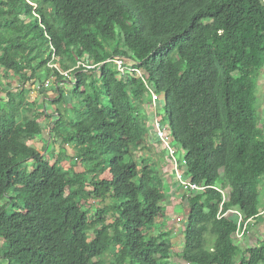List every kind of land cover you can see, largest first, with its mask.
Here are the masks:
<instances>
[{
	"label": "trees",
	"instance_id": "16d2710c",
	"mask_svg": "<svg viewBox=\"0 0 264 264\" xmlns=\"http://www.w3.org/2000/svg\"><path fill=\"white\" fill-rule=\"evenodd\" d=\"M122 59L160 96L185 177L205 188L187 200L181 258L264 264V238L243 250L234 242L236 219L218 218L236 211L242 225H264L259 76L250 69L264 60V0H0V264H168L167 234L153 233L164 209L159 176L133 158L149 132L150 96L140 78L120 75L114 61ZM31 81L47 92L52 81L51 105L65 101L59 83L72 85L80 107L68 122L57 110L50 136L74 140L82 171L51 164L53 151L28 145L47 127L36 121L53 117L44 99L27 103ZM90 201L100 203L95 217L110 223L93 225Z\"/></svg>",
	"mask_w": 264,
	"mask_h": 264
},
{
	"label": "rangeland",
	"instance_id": "374dc122",
	"mask_svg": "<svg viewBox=\"0 0 264 264\" xmlns=\"http://www.w3.org/2000/svg\"><path fill=\"white\" fill-rule=\"evenodd\" d=\"M208 22L209 21H204L202 22V25L207 24ZM250 69H251L252 74L259 76L256 103L258 107L259 128L262 129L264 132V60L261 62L259 70L252 69V68ZM68 79L72 80V75ZM15 80L13 79L12 81H10V83L11 84L17 83V81ZM0 83L1 84L3 83L2 79H0ZM32 84H33V81L27 84L26 89H30L29 97L27 98V103H29V105H32L33 107H36V103H33V100L37 101V104L40 106L38 102L40 101L43 102V99H44L45 101H47V112L48 113L52 112L53 114H55L58 110L63 115L65 122H68V120L72 119L73 117L74 113L73 111H71L72 106H74V108L80 107L79 102L75 104V102L73 101L74 99L71 98L70 96L71 95V85L68 83H63L61 85L62 90L66 94L65 101H62L59 104L54 102V105H50L49 103L51 102L48 101V100L55 101L58 98L57 93L55 92L50 93V91L53 92L52 87L47 92L43 90L41 87L39 88V90L35 89L32 86ZM0 98L1 99L6 98L5 94L1 93V90H0ZM149 104H150V100H149ZM33 112L27 113V117L30 119L35 118V116L38 113H33ZM159 112H160L159 109H154L150 106L146 110H144L143 116L146 118L149 132L143 137L142 141L134 145L136 149L133 152V158L136 164H138L139 170H141L145 165H147L151 169L155 170V172L159 176L160 186L164 193V199L162 203L164 209H163V215L161 218L158 219L157 228H155L153 233L155 235H157L158 233L167 234L168 246L170 248V251L166 257V260L168 261V264H186L184 260L181 258V255L184 250V240H183L184 229L186 226V218L189 212V206H188L187 200L188 198H194L196 196H199L201 193H203V191L190 190L189 192H186L183 190V188H180L176 184L175 181L177 180L172 172V166H171V162L169 158V153L166 147L158 140V137L154 132V129H155L154 121L156 119L162 118V115ZM53 118H52L53 121H50V119L46 120L43 117H41L36 122L40 124H47L46 128H48L50 127V123L56 120V116H54ZM46 139H47V134H45L44 132V135L38 136L31 141H27V143L30 146H34L35 142H37L38 145L36 144L34 147L37 148L38 150H42L44 148V144L42 142H45ZM70 142L71 143L68 146L70 147L71 150L75 151L72 148V145H75L74 140H71ZM174 148L177 149V153H178L177 158L180 161V155L183 156V154L178 150L179 149L178 147H174ZM51 152H52V149H49L46 151V154L50 155ZM55 152H56L55 154L57 155L58 151H55ZM59 157L61 159L64 158L68 161L66 162L59 161V160L57 161L56 158L53 156V158L50 159L49 162L51 164L54 162L55 164L58 163L64 170H68L67 168H69L70 170H74L77 173L83 170L81 166H78V165L75 166V162L73 160L72 154L69 151L66 152V157L63 156V154L60 152ZM178 169H181V172H183L182 174H184V177H185L186 175L185 165ZM102 178L106 180H110L111 176L109 173H106L102 176ZM185 180L189 182V180H187L186 177H185ZM218 185L219 184H217V186L215 187L216 189H220ZM222 194H223L224 200L228 198V190H223ZM4 202L5 200H0V205L4 204ZM72 204L76 207L75 202L72 201ZM99 204L100 203L90 201L87 207L88 209L91 210L89 217L92 219L91 221L93 222V225L101 221H106L110 223L111 221H110L109 216H101L97 218L95 217V214H97L99 210ZM258 204H259L258 206L260 209L264 208V181L260 189ZM226 216L227 217L232 216L233 218L236 219V221L238 220V216L235 215V212L229 211ZM260 221H264V217H262ZM262 230L264 229H261V227L257 226V224H255L254 222L250 223L247 226V230L244 236L241 237V232H240L238 235L234 237V242L237 246L245 250L253 243L252 242L253 237H259V239L262 240L263 236H259L263 232ZM88 237L89 238L93 237L92 230L89 233ZM212 243H213V239L209 236H206V248H209L212 245ZM104 259L108 263L112 262V255L108 252L105 255Z\"/></svg>",
	"mask_w": 264,
	"mask_h": 264
},
{
	"label": "built area",
	"instance_id": "2783aa9c",
	"mask_svg": "<svg viewBox=\"0 0 264 264\" xmlns=\"http://www.w3.org/2000/svg\"><path fill=\"white\" fill-rule=\"evenodd\" d=\"M114 65L116 66V69L119 71V73L122 77L125 76L127 73H130V74H134L135 76L140 78L142 80V82L144 83L145 88H146V90L150 96V107H152L154 109H159V110L161 109V106L163 105V101L161 100L160 96H158L155 92H153V90L147 85L145 74L140 69L136 68L134 66V63L131 60H127V59L116 60V61H114ZM83 67L87 68V69L93 68L92 66H84V65H83ZM61 74L64 76L67 75L66 73H61ZM50 85H51V83L48 82L46 87L49 88ZM154 128H155L154 132L157 135L158 140L166 147V149L169 153V158H170V162H171V166H172V172H173V174L177 180L176 182L185 190L203 191L205 188H203L201 186L191 185L190 182H187L185 180L184 174H182L183 172H181V169H178V168H181L182 166H184L186 163L183 160V158H181V155H180V161L177 158V155H178L177 149H175L174 146H172L171 141H170V137L167 135L166 127H165L164 123L162 124V122H161V118L156 119L154 121ZM228 212H226L222 215H218V218L220 219L222 217H226ZM232 212H235V215L238 216L237 234H239L241 232V237H242L244 232L247 230V226L249 225L251 220L246 221L242 227L241 215L236 211H232Z\"/></svg>",
	"mask_w": 264,
	"mask_h": 264
},
{
	"label": "clouds",
	"instance_id": "9594fccd",
	"mask_svg": "<svg viewBox=\"0 0 264 264\" xmlns=\"http://www.w3.org/2000/svg\"><path fill=\"white\" fill-rule=\"evenodd\" d=\"M77 66H80V63L77 65ZM72 71V70H71ZM61 73H63V72H61ZM67 74V73H66ZM62 75V74H61ZM64 76V75H63ZM68 76V74L66 75V76H64V77H67ZM68 78H70V77H68ZM50 83H51V85L49 86V89H51V87H52V81H49ZM58 85H62V83H59ZM71 87H72V85H71ZM55 92V91H54ZM54 92H52V91H50V93H54ZM55 93H57V92H55ZM50 105H51V103H49ZM47 111V110H46ZM48 113V112H47ZM50 115V117H51V115L54 117V116H56V119H57V113H55V114H53L52 112H50L49 113ZM52 117V118H53ZM50 119V121H53V119ZM55 121H57V120H55ZM54 121V122H55ZM54 122H51L50 123V127H48V128H46V129H44V132H45V134H47V139H46V141H45V147L47 148L46 150H41V153H42V155H44L45 153H46V151L47 150H49L50 148H52V151H58V154L57 155H55L56 157L59 155V151L60 150H63V149H67V151H69L71 154H72V157H73V160H74V162H75V166L76 165H78V166H81V162H80V160L76 157V155H75V153H74V151L73 150H71L70 149V147L68 146V145H63V144H61V141H53V137L51 138V136H50V133H51V129L53 128V123ZM42 135H44V133L42 134ZM32 147H34V146H32ZM73 148V147H72ZM37 149V148H36ZM38 150V149H37ZM38 151H40V150H38ZM65 157H66V155H65ZM60 158V157H59ZM54 160V159H53ZM60 160H62V161H68V160H66V159H64V158H60ZM76 161H78V162H76ZM69 163V162H68ZM70 164V163H69ZM70 167H71V165H70ZM68 170H70L69 168H67ZM74 172H76V171H74ZM250 223H252V221H250ZM249 223V224H250ZM244 225V224H243ZM236 235H238L237 234V232H236V234H235V236ZM243 236H244V234H243ZM242 236V237H243Z\"/></svg>",
	"mask_w": 264,
	"mask_h": 264
},
{
	"label": "crops",
	"instance_id": "0c3cea01",
	"mask_svg": "<svg viewBox=\"0 0 264 264\" xmlns=\"http://www.w3.org/2000/svg\"><path fill=\"white\" fill-rule=\"evenodd\" d=\"M44 137V136H43ZM43 144H44V148H45V142H42ZM37 144V142H35V144H34V146ZM38 145V144H37ZM44 148L42 149V150H44ZM41 151V150H40ZM67 152V149L65 148V149H63V150H60V152L63 154V156H65L66 155V152ZM59 152V153H60ZM56 152L55 151H53V155L55 156L56 154H55ZM51 156H52V153L50 154ZM262 210H264V208L263 209H260V211H262ZM264 213V212H263ZM259 227H261V229H264V225H260ZM263 232H264V230H262ZM259 236H263L262 237V239L264 238V234H260Z\"/></svg>",
	"mask_w": 264,
	"mask_h": 264
}]
</instances>
